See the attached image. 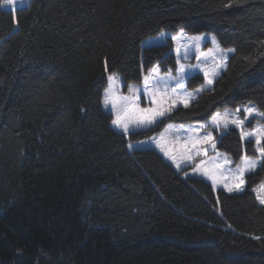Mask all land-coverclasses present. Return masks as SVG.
Returning a JSON list of instances; mask_svg holds the SVG:
<instances>
[{"label":"trees","instance_id":"1","mask_svg":"<svg viewBox=\"0 0 264 264\" xmlns=\"http://www.w3.org/2000/svg\"><path fill=\"white\" fill-rule=\"evenodd\" d=\"M229 2L31 0L13 11L0 0V264H264L253 191L264 167L227 193L182 177L153 149L128 148L225 108L264 111V0ZM164 29L214 35L236 51L188 108L126 137L103 109L107 76L128 85L154 65L176 71L171 39L143 46ZM203 84L199 73L185 82ZM239 132L216 136L234 163L255 155Z\"/></svg>","mask_w":264,"mask_h":264},{"label":"snow or ice","instance_id":"2","mask_svg":"<svg viewBox=\"0 0 264 264\" xmlns=\"http://www.w3.org/2000/svg\"><path fill=\"white\" fill-rule=\"evenodd\" d=\"M14 0H3L5 6L13 5ZM225 7H231V0ZM177 40V37H173ZM205 40L202 35H196L188 37L186 43L177 44L175 49L177 56H181V50L183 49V58H187L188 49L194 47L199 60L201 57L210 59L211 64L206 65L202 70L204 72V78L207 86L210 88L215 80V77L219 75L220 70L226 68L227 53H234L236 50L229 48L227 50L221 49L217 44L215 37L212 38V43L215 45V50L208 49L207 52H202L200 49L201 42ZM216 53H219L217 58ZM107 60L105 59L104 65L107 70ZM190 66L181 64L180 72L184 73ZM170 75V74H169ZM175 80V86H171L168 80H164L160 76L159 67L155 66L150 70L149 75L143 77L144 91L146 92L149 102L152 107H140L138 101L140 99V88H129L128 95L118 94L119 77L115 73H110L107 76L108 88L104 94V106L108 108L111 106V110L115 113V118L111 123L116 128L127 134L130 130V126L136 127H148L157 122L161 117L166 114H170L171 111L177 106L182 105L184 108H188L190 102L196 99V95L192 92L184 91L183 76L172 78ZM205 90L202 85L196 89V92H203ZM83 111V109H82ZM244 112V118H240L238 115L225 112L223 115L217 112L212 116L210 125L215 129L223 127L227 129L229 125H233L236 129H239V135L241 140H250L256 146L254 149V158L247 155L241 157L240 163L236 165L234 169H224L225 165L231 164V160L224 154L216 153V158L209 164L208 160H200L195 163L193 167L194 172L200 173L202 176L207 177L212 181L213 187L218 183H221L223 188L228 192H241L244 190L246 180V173L253 172L257 167H264V125L256 124L250 131L244 130L245 121L248 118L260 117L264 118V111H259L254 107H247L243 110L239 107L235 109V113ZM208 125L201 124L198 127L181 128L179 130L169 129L171 131H183L190 133L186 137L175 136L174 139L169 140L167 138V132L162 133L159 140L156 141L157 146L161 149L165 156H167L172 163L179 169L182 163L193 162L195 157L207 156V148L203 145H208L213 151L216 150L215 138L211 131L204 132L200 135L201 131L207 128ZM155 139V138H154ZM131 148L132 145H129ZM222 161V162H221ZM253 191L257 194V199L260 204L264 205V182L259 183Z\"/></svg>","mask_w":264,"mask_h":264},{"label":"rangeland","instance_id":"3","mask_svg":"<svg viewBox=\"0 0 264 264\" xmlns=\"http://www.w3.org/2000/svg\"><path fill=\"white\" fill-rule=\"evenodd\" d=\"M31 0H14V3L13 5L11 6H5L3 4V7L6 8V9H11L13 11H15L16 9L20 8V7H23L25 5H27ZM196 35H202L205 37V40L201 42V45H200V49L202 52H207L208 49H213L215 50V45L212 43V38L215 37L214 35H210V34H189L187 32H185L184 30L182 29H179L178 31L174 32V31H171L169 29H164V30H161L159 33L153 35V36H150L148 37L147 39L144 40L143 42V46H152V45H161V44H166L168 43V40L171 39L172 40V51L175 56L177 57V70L176 71H173L172 69H168L167 71H162L161 68L159 67V65H154L153 67L155 66H158L159 67V71H160V76L164 79V80H168L171 84V86H175V80L172 79V78H175V77H179V76H183V83H185V81L193 74L195 73H199L201 74L203 77H204V72H203V68L206 66V65H210L211 64V61L210 59H205L204 57H201L199 60L196 59V56H197V52L195 50L194 47H190L188 49V56L187 58H183V49L181 50V56L178 57L177 56V53L175 51L176 47H177V44L180 43V44H184L187 41V38L188 37H192V36H196ZM173 37H177L178 39L177 40H174ZM208 40H209V43H208ZM215 40L217 42V44H219L218 40L216 39L215 37ZM220 48L221 49H229V48H223L220 44H219ZM225 54L227 55V57L229 58L233 53H227L225 52ZM217 55V58H219V53H216ZM227 58V60H228ZM181 64H184V65H187V66H190L187 68V70L184 72V73H181L180 72V65ZM152 67V68H153ZM226 67H227V61H226ZM150 68L149 71L147 73H145L143 75V77L145 75H149L150 74V70L152 69ZM226 68L224 69H221L220 70V73L218 76L215 77V80L214 82L216 81V79L224 72ZM116 74V73H115ZM170 74V75H169ZM118 75V74H117ZM119 77V84H118V94L120 95H128L129 94V88H140L141 89V92H140V99L138 101L140 107H152L153 105H151V103L149 102V98L147 97L146 95V92L144 91V85H143V79L141 81V83H131V84H128L126 85L122 79V77L120 75H118ZM214 85V83H213ZM213 85L209 88L206 84V80L204 78V88L205 90L207 89H211L213 87ZM108 84L106 86V88L104 89L103 91V101H104V94H105V91L106 89L108 88ZM202 86V85H201ZM200 86V87H201ZM198 87V88H200ZM196 88V89H198ZM196 89H193V90H189L185 87L184 85V91H187V92H192L196 95V99L198 98V96L202 93V92H199L197 93L196 92ZM196 99L192 100L190 103H192L193 101H195ZM178 106H182V105H177L175 108H177ZM247 107H254L256 109H258L254 104H248V105H245V106H241L239 108H241L242 110L244 108H247ZM174 108V109H175ZM103 109L107 112V113H110L111 116H112V119L115 118V113L111 110V106L109 105L108 108H105L104 106V102H103ZM173 109V110H174ZM259 110V109H258ZM261 111V110H259ZM219 113H221L222 115L227 112V113H230V114H235V115H238L240 118H244V116L241 115V113H243L244 115V112L241 111L240 113H235V109L233 108H225L223 110H219L217 111ZM216 112V113H217ZM214 113L213 116L216 114ZM167 115V114H166ZM165 115V116H166ZM164 116V117H165ZM163 117L159 118L158 120L162 119ZM212 118V117H211ZM211 118H209L207 121L205 122H197V123H189V124H181V123H170L168 124L165 128H163L162 130L158 131V132H155L147 137H144V138H141V139H137V140H128V148L130 151H133V150H144V149H153L155 150L156 152H158L168 163H170L177 172H179L181 174L182 177L184 178H190V177H199V178H202L204 179L205 181L209 182L210 184H212V181L209 180L207 177L205 176H202L200 173L198 172H194L193 171V167L195 165V163H198L200 160H208L209 161V164H211V162L216 158V153H221V154H224L226 155L225 153H222L220 151H218L217 149L215 151H213L208 145H203V147L207 148V156H198V157H195L194 161L189 163V162H185V163H182L180 168L178 169L176 167V165L174 163H172V161L164 155V153L161 151V149L157 146V143L156 141L159 140L160 136L162 133H166L167 130L169 129H173V130H179L181 128H191V127H198L199 125L201 124H206L208 125L207 128H205L204 130L201 131L200 135H203L204 132L206 131H211L214 138H215V142H216V139L217 137L216 136H220L222 134H224L226 131H228L229 128L231 127H234L233 125H229V127L227 129H224L223 127H221L220 129H215L213 128L211 125H210V121H211ZM157 120V121H158ZM249 123H252V125L249 126ZM261 124V125H264V118H260V117H254V118H248L246 121H245V125H244V130L245 131H250L252 128H254L256 126V124ZM155 124L151 125V126H148V127H136V126H130V130L127 134L123 133L122 130L116 128L115 126L112 125V127L124 134L126 137H128L131 133H136V132H140V131H145V130H148L150 129L151 127H153ZM187 135H190V133H185L183 131H171V132H167V138L169 140L171 139H174L175 136H180L182 138L181 142H183V137H186ZM155 138V139H154ZM245 141H248V140H245ZM129 145H132V147L130 148ZM256 147V146H255ZM230 160H231V164H228V165H225L224 166V169L227 170L229 168L231 169H234L236 167V165H238L240 162L238 163H234L232 161V159L226 155ZM222 162V161H221ZM259 167V166H258ZM257 167V168H258ZM248 173H246L247 175ZM245 175V177H246ZM246 180V178H245ZM264 182V180L262 181ZM213 186V184H212ZM247 186V180H246V184H245V187H244V190ZM257 186V185H256ZM255 186V187H256ZM215 189H223V186L221 183H218L215 187ZM243 190V191H244ZM226 191V190H225ZM227 193H230L228 191H226ZM242 192V191H241ZM231 193H239V192H231ZM256 194V192H255ZM257 195V194H256ZM259 201V200H258ZM260 203V202H259Z\"/></svg>","mask_w":264,"mask_h":264}]
</instances>
